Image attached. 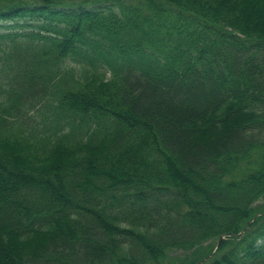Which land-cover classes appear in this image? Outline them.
<instances>
[{
  "label": "trees",
  "instance_id": "1",
  "mask_svg": "<svg viewBox=\"0 0 264 264\" xmlns=\"http://www.w3.org/2000/svg\"><path fill=\"white\" fill-rule=\"evenodd\" d=\"M0 264H264V0H0Z\"/></svg>",
  "mask_w": 264,
  "mask_h": 264
},
{
  "label": "rangeland",
  "instance_id": "2",
  "mask_svg": "<svg viewBox=\"0 0 264 264\" xmlns=\"http://www.w3.org/2000/svg\"><path fill=\"white\" fill-rule=\"evenodd\" d=\"M29 116H31V123H36L37 126H39L38 128H48L50 125V120L46 117V115H44V111L41 106L36 110L32 111ZM177 255H181V253H177Z\"/></svg>",
  "mask_w": 264,
  "mask_h": 264
},
{
  "label": "water",
  "instance_id": "3",
  "mask_svg": "<svg viewBox=\"0 0 264 264\" xmlns=\"http://www.w3.org/2000/svg\"><path fill=\"white\" fill-rule=\"evenodd\" d=\"M248 228V227H247Z\"/></svg>",
  "mask_w": 264,
  "mask_h": 264
}]
</instances>
